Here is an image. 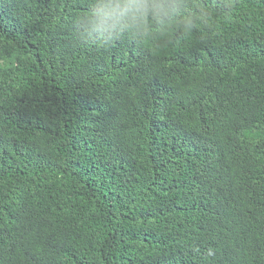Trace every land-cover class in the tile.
<instances>
[{"label":"trees","instance_id":"16d2710c","mask_svg":"<svg viewBox=\"0 0 264 264\" xmlns=\"http://www.w3.org/2000/svg\"><path fill=\"white\" fill-rule=\"evenodd\" d=\"M0 264H264V0H0Z\"/></svg>","mask_w":264,"mask_h":264}]
</instances>
